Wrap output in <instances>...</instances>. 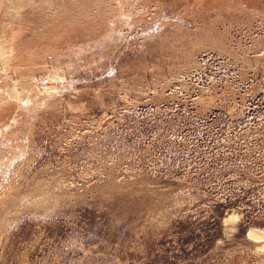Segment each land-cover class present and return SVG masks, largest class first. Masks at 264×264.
Wrapping results in <instances>:
<instances>
[{
  "label": "rangeland",
  "instance_id": "rangeland-1",
  "mask_svg": "<svg viewBox=\"0 0 264 264\" xmlns=\"http://www.w3.org/2000/svg\"><path fill=\"white\" fill-rule=\"evenodd\" d=\"M0 38V264H264V0H0Z\"/></svg>",
  "mask_w": 264,
  "mask_h": 264
},
{
  "label": "bare ground",
  "instance_id": "bare-ground-1",
  "mask_svg": "<svg viewBox=\"0 0 264 264\" xmlns=\"http://www.w3.org/2000/svg\"><path fill=\"white\" fill-rule=\"evenodd\" d=\"M2 44H4V40H3V38H0V46H1ZM252 231H253V230H252ZM252 231L249 232V235H252V234H253Z\"/></svg>",
  "mask_w": 264,
  "mask_h": 264
}]
</instances>
